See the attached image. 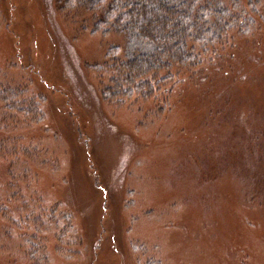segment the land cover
I'll use <instances>...</instances> for the list:
<instances>
[{"label": "rangeland", "instance_id": "obj_1", "mask_svg": "<svg viewBox=\"0 0 264 264\" xmlns=\"http://www.w3.org/2000/svg\"><path fill=\"white\" fill-rule=\"evenodd\" d=\"M233 6L198 67L115 106L89 67L125 36L0 0V87L41 110L0 101V264H264V0Z\"/></svg>", "mask_w": 264, "mask_h": 264}, {"label": "trees", "instance_id": "obj_2", "mask_svg": "<svg viewBox=\"0 0 264 264\" xmlns=\"http://www.w3.org/2000/svg\"><path fill=\"white\" fill-rule=\"evenodd\" d=\"M57 1L84 8L92 33L125 36L122 56L119 47L112 46L104 65L89 67L103 72L102 76L107 73L108 84L100 94L107 104L115 106L132 98L151 99L162 85H174L171 69L198 67L200 55L211 43L233 26L242 28L246 23L232 11L237 0L230 4L225 0ZM0 101L6 110L40 119L38 102L23 97L19 89L0 87Z\"/></svg>", "mask_w": 264, "mask_h": 264}]
</instances>
